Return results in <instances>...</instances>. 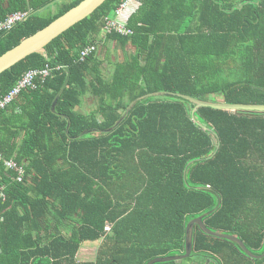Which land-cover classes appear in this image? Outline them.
I'll return each instance as SVG.
<instances>
[{
  "label": "trees",
  "instance_id": "obj_1",
  "mask_svg": "<svg viewBox=\"0 0 264 264\" xmlns=\"http://www.w3.org/2000/svg\"><path fill=\"white\" fill-rule=\"evenodd\" d=\"M55 1L10 0L6 8L0 0V22L29 15L0 35V57L84 0L53 17L38 13ZM126 1L108 0L44 52L0 74L1 100L27 72L52 68L0 110V153L25 169L18 183L0 162V264H148L185 254L187 227L202 216L212 232L264 254V113L202 107L194 120L192 103L153 97L107 132L132 102L159 92L264 105V0H141L126 22L133 35L110 34L131 40L136 60L105 81L97 51L84 62L81 51L98 47L106 18ZM65 68L69 84L52 111ZM91 88L102 100L103 121L77 112ZM89 129L97 131L76 139ZM86 243L101 246L95 260L79 262ZM189 263L264 258L197 225L192 255L182 262Z\"/></svg>",
  "mask_w": 264,
  "mask_h": 264
},
{
  "label": "water",
  "instance_id": "obj_2",
  "mask_svg": "<svg viewBox=\"0 0 264 264\" xmlns=\"http://www.w3.org/2000/svg\"><path fill=\"white\" fill-rule=\"evenodd\" d=\"M108 0H84L79 5L75 6L68 12H66L64 15L60 16L59 18L55 19L52 23H50L47 27L44 29L38 31L34 35H31L30 37H27L23 39L19 45L14 47L13 49L7 51L5 54H3L0 57V74L4 73L5 71L9 70L19 62L25 60L28 56L38 53V52H44L46 47L51 44L56 38L61 36L63 33L77 25L78 23L82 22L89 16H91L96 10H98L103 4H105ZM64 68L63 65H59ZM68 73V78L66 82L64 83L63 87L61 88L60 92L58 93L57 97L55 98L53 105H52V111H55L56 104L59 98L62 96L64 90L67 88L70 80V70L68 68H65ZM157 98V97H172V98H180L183 100H186L190 103H192L195 106V109L193 110V118L195 119V114L198 109L202 107H209V108H215V109H221V110H227L230 112H251V113H264V105H243V104H228V103H222V102H211V101H204L201 99L193 98L184 94L180 93H171V92H159L154 93L150 95L143 96L134 102L130 104L128 107L125 115L123 118L119 121V123L116 125V127L112 128L111 130H108L107 132H113L117 127L123 123V121L127 118V116L130 114L133 107L141 101H144L148 98ZM68 128H67V134L70 131L71 122L70 119H68ZM97 131L96 129H89L79 135L76 139H79L85 135H88L90 133H93ZM199 226L200 229L207 235L218 237V238H224L227 240H230L237 245H239L243 251L250 257L253 258H264V254L261 257H258L256 255H253L245 246V244L233 236H228L225 234H218L215 232H212L209 230L206 225L203 222V216L197 219L192 220L188 227H187V238H186V252L183 255L180 256H173V257H161L156 258L149 262L148 264H163V263H170L174 262L175 264H182V262L186 259H189L193 252V237H194V229L195 226ZM209 264V263H208Z\"/></svg>",
  "mask_w": 264,
  "mask_h": 264
},
{
  "label": "crops",
  "instance_id": "obj_3",
  "mask_svg": "<svg viewBox=\"0 0 264 264\" xmlns=\"http://www.w3.org/2000/svg\"><path fill=\"white\" fill-rule=\"evenodd\" d=\"M5 1L7 8L10 0ZM71 1L73 0H56L54 3H51L45 8L39 10L38 13L44 17H53ZM139 7V5L133 4L125 10L123 17H119L114 14L113 18L120 22H127L130 17L136 13ZM97 46L95 63L100 65L99 74L102 75V78L105 81L112 80L119 67L128 64L130 61H135L138 53L137 46H135L131 40L121 42L110 38V35H106L105 33H102L100 36V41ZM210 101L219 102L218 98L216 99L212 96L210 97ZM77 112L81 115L89 117L90 119L96 118L98 121L104 120V116L101 115V112H103L102 100L96 89L91 88L81 97V104L77 108Z\"/></svg>",
  "mask_w": 264,
  "mask_h": 264
},
{
  "label": "built area",
  "instance_id": "obj_4",
  "mask_svg": "<svg viewBox=\"0 0 264 264\" xmlns=\"http://www.w3.org/2000/svg\"><path fill=\"white\" fill-rule=\"evenodd\" d=\"M140 1L141 0H127L124 4H122L121 8L116 11V15L119 17H123L125 10L129 6L133 4L140 5ZM28 16V13L25 12H18L8 16L4 21L0 22V35L6 32H10L18 23L27 19ZM105 22L106 24L103 32L106 35H110L113 33H117L124 36L133 35L132 30L127 27L126 22H120L112 18H106ZM96 51L97 47L94 45L85 48L81 51L80 61H86ZM61 68V66H57L55 69L60 70ZM51 72L52 68H50L49 66H46L44 69L41 70H33L27 72L20 79L17 85L5 97L0 100V110H5L9 105H11L14 102L15 98L18 97L23 90L35 89L37 87V80L44 81L50 76ZM0 162H3L5 167L15 174V176L12 178L15 182L22 183L24 181L25 169L23 167H20L13 160L5 159L2 153H0ZM110 229L111 226L109 225L106 228V231H110Z\"/></svg>",
  "mask_w": 264,
  "mask_h": 264
},
{
  "label": "rangeland",
  "instance_id": "obj_5",
  "mask_svg": "<svg viewBox=\"0 0 264 264\" xmlns=\"http://www.w3.org/2000/svg\"><path fill=\"white\" fill-rule=\"evenodd\" d=\"M233 76L239 77L241 76V74H234ZM224 78L227 80V82H231V80H229L227 76H224ZM216 96L219 97L218 95ZM101 114H103V112H101ZM85 245L86 246L82 247V249H80L79 253L77 254V260L79 262H88L95 260L97 253L100 249L101 243H89Z\"/></svg>",
  "mask_w": 264,
  "mask_h": 264
}]
</instances>
